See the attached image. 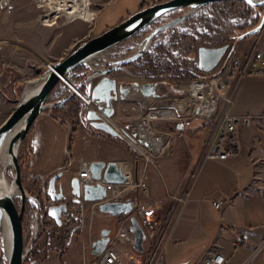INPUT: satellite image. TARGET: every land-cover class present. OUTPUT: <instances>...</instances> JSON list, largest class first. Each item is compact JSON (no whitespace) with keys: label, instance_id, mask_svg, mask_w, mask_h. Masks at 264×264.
<instances>
[{"label":"crops","instance_id":"0c3cea01","mask_svg":"<svg viewBox=\"0 0 264 264\" xmlns=\"http://www.w3.org/2000/svg\"><path fill=\"white\" fill-rule=\"evenodd\" d=\"M31 1L38 5L36 0ZM111 1L91 0L90 11L94 15L91 22L65 21L55 27L52 22L43 24L38 15L33 17L31 4L25 0H0V39L6 41L0 46V105L18 100L26 86L44 72L46 63L61 60L81 41L103 33L147 6L143 1L134 0L135 9H123L118 17L110 10L109 22L99 30L98 22L109 11ZM39 6L43 7L40 2ZM253 43L264 49V32H260ZM237 51L241 58L242 50L237 47L234 55ZM90 86L91 83L82 90V95H89ZM65 88L59 86L48 102L59 100L57 93ZM230 92L233 115L257 117L264 112V75L244 77L230 87ZM70 107L45 111L27 134L28 153L24 160L29 164L26 173L33 182V185L26 184L28 192L41 190L42 183L63 168L68 169L67 176H72L82 162H128V152L117 139L69 122L65 113ZM118 111L112 121L116 125V121L122 123ZM207 129L203 122L186 118L159 130L171 133L170 140L153 131L152 126L147 130L146 125H138L135 132L144 146L161 156L157 169L144 166L139 172L137 162H133L134 178L143 179L149 197L161 203L157 206L160 218L169 212L171 216L174 211L175 204L170 197L187 196V201L172 215L163 262L202 264L204 258L220 252L228 264H264V258L257 260L264 252V119L240 131V156L228 161L203 160L202 150L209 137ZM119 134L139 153L145 154L142 147L132 143L122 131ZM122 168L130 178V166ZM218 201L223 202V207L217 210L212 203ZM115 222V218L94 214L90 218L93 241L96 240L92 236V232L96 234L95 226L99 227L98 233L103 229L112 231ZM74 237L65 247L70 248ZM88 241L87 238V247ZM85 252L88 255L84 254L83 264L93 258L91 249L86 248Z\"/></svg>","mask_w":264,"mask_h":264},{"label":"water","instance_id":"95a60500","mask_svg":"<svg viewBox=\"0 0 264 264\" xmlns=\"http://www.w3.org/2000/svg\"><path fill=\"white\" fill-rule=\"evenodd\" d=\"M222 1L234 0H164L129 15L115 26L108 28L103 33L90 39L81 41L69 54L61 60L52 64L46 63V71L35 81L31 82L24 89L22 95L16 102V107L11 115L0 125V164L4 173H9V178L16 188L17 194L12 195L9 191H3L0 197V239L2 242V221L6 220L9 236L10 249L5 264H39L37 260L27 262L28 256L33 249L37 238L38 225L42 219L48 218L60 226V217L66 208L64 201L68 197L80 199L87 202H96L105 199L106 192L100 184L79 186L76 177L67 176L65 171L58 170L48 180L42 183L45 203H52L43 213L42 203L32 197L26 187L25 179L19 162V151L21 144L28 134L36 119L48 110H53L58 105H63L73 98L82 97L88 107L84 109L83 119L87 127L94 132L101 133L110 138L120 140L127 144L121 135L111 126L116 115L117 103H124L128 100L138 99L147 101L151 106L160 107L161 101L170 96H177L176 92L169 89L164 83L157 81L139 84L136 82L118 81L113 74L124 66L135 63L143 58L146 49L151 41L159 34L179 26L188 21L196 12L204 6ZM252 6L264 5V0H239ZM185 9L177 18L154 28L147 38L142 40L137 50L127 58L116 62L114 67L105 68L103 74L88 73L82 81L73 85L68 77L78 68L83 67L89 60L101 52L119 43H122L157 22L165 15ZM264 29V13L259 25L241 36L237 37L236 43L244 41L247 37L260 33ZM236 50L235 45L225 44L219 47L200 46L197 48V70L202 74L213 73L223 61H228ZM98 74V75H97ZM94 82L89 95H82V90ZM64 85L70 91L67 96L49 103V97L55 89ZM195 113L198 111L195 109ZM177 118H180L178 115ZM127 138L136 145H141L130 128L134 125L117 123ZM183 129L184 126L180 124ZM164 138L170 140L171 133L158 132ZM128 145V144H127ZM129 146V145H128ZM90 177L93 181L108 184H123L126 176L122 174L120 165L115 162H91L89 167ZM59 203L58 206L54 205ZM31 204L36 208L33 233L29 243L26 245L23 215L26 205ZM133 208V202H114L101 204L98 210L109 218L127 215ZM130 232L133 234V249L136 253L144 254L143 243L145 236L136 218L130 219ZM111 230L103 229L99 236L91 244V254L96 257L103 251L108 242Z\"/></svg>","mask_w":264,"mask_h":264},{"label":"built area","instance_id":"2783aa9c","mask_svg":"<svg viewBox=\"0 0 264 264\" xmlns=\"http://www.w3.org/2000/svg\"><path fill=\"white\" fill-rule=\"evenodd\" d=\"M42 1L43 0L37 1V4L39 5V2ZM42 9L43 13L42 15H39V17L45 16L46 14L44 8ZM91 14L92 18L89 22L93 20L94 15L93 13ZM50 16L52 24L56 26L57 19L64 18V15L62 14L55 16L51 14ZM65 21L69 22L66 19ZM131 39L132 38L129 40ZM4 44H6V41L0 39V46ZM117 45L116 49L113 46L89 60L88 63L85 64L88 68V73L92 72L93 74H96V72H98L100 75L103 74L105 68L114 67L116 62L131 56L137 50L140 43L131 40L129 45H125L123 42ZM148 49L149 47L146 49L145 53ZM218 69L220 70V73L211 80L224 77L225 82L215 87L217 97L212 112L208 116H201L207 119V128L209 130V137L202 150V158L205 161H228L231 159H237L241 153L239 140L240 131L242 129H249L257 120L264 119V112L257 117L249 115H233L231 113L232 96L230 92V87L240 79L248 76L264 75V50L254 47L250 53L245 56L243 61L232 56L228 61H223L216 70ZM118 73H120V75L114 76L118 81L136 82L139 84L156 81L154 80L156 77L134 75L127 66L120 68ZM124 78L126 80H123ZM95 81L96 79L91 83H94ZM202 81H206V78ZM81 99L83 98L80 97V100ZM82 103L85 108L88 107L86 101ZM123 104L124 103H117L116 112L117 109L125 110ZM195 115L200 116L198 113H195ZM119 165L122 166L129 164L121 163ZM89 167L90 163L88 162L80 163L78 171L73 172L72 177L78 179L80 188H82L83 185L100 184L105 189V199L96 202H87L82 198L76 199L68 197L67 200L63 202L66 210L61 214L60 226H57L53 220L46 218L48 223L51 222L50 224H52L54 229L62 232L63 235H66L69 244L75 235L79 236L84 252L86 248L91 249L93 239L90 236V218L94 214L100 213L98 207L105 203L132 201L133 208L130 213L115 217L116 222L114 224V229L110 233L104 251L99 256H93L88 264H164L163 251L168 240V231L172 215L180 205L187 201V196L181 194L170 197L169 200L175 204V208L172 215L169 217L170 219L168 218L162 221L159 219V213L157 211V206L161 205V203L152 200L149 197L147 183L143 179H135L131 168L130 178L126 177V181L123 184H108L93 181L90 177ZM28 168L29 164L24 160L21 163V169L23 170L22 173L25 183L33 185V182H31V179L26 173ZM62 170L65 171V173H69L68 169L63 168ZM42 189L44 190L41 185V190ZM41 190L39 189L37 192L29 191V193L32 197L37 199L39 193H42ZM44 197L42 196L41 200H43ZM50 205H52V203H47L45 205V213ZM54 205L58 206L59 203H55ZM212 206L218 210L223 207V202H213ZM132 217L136 218L145 236V241L143 243L144 254L142 255L136 253L133 249L134 237L129 230L130 219ZM86 238L90 239V241H88V247L85 244ZM59 253L60 250H58L56 256ZM202 264H228V262L223 254L215 252L204 258Z\"/></svg>","mask_w":264,"mask_h":264},{"label":"rangeland","instance_id":"374dc122","mask_svg":"<svg viewBox=\"0 0 264 264\" xmlns=\"http://www.w3.org/2000/svg\"><path fill=\"white\" fill-rule=\"evenodd\" d=\"M25 1L28 2L29 4H31L30 5L31 10L30 11H31V14L33 15V17H37V15L38 16L42 15V13H43L42 8L43 7L41 8V6L34 4L31 0H25ZM37 1H40V0H37ZM88 1L90 3L88 9H90L91 0H88ZM142 1L147 6H149V5H152L154 3L160 2L161 0H140V3ZM135 5H136V2L134 0H112L110 2V4L108 5V7L110 8L109 11H106L104 16H102L100 21L98 22L99 24L97 23L99 25V30L103 27V25H105L109 22L108 21V14H109L108 12H110V10H114V14H115L114 16L118 17L119 15H122L123 9H126V11H133V9H135L134 8ZM47 12H49V11L47 10ZM89 12L91 14L90 10H89ZM175 12H172V13L165 15L164 17L159 19L157 22L153 23L152 25L148 26L144 30H142L139 33H137L136 35H134L131 40L135 41L136 43L137 42L141 43L142 40H144L145 38L148 37V35L151 33V31L154 28H156L162 24H165V23L169 22L170 20L177 18L179 15L182 14V13L180 14V13H175ZM198 12H196L185 23H183L179 26H176L172 29H169V30L159 34L157 37H155L151 41L149 49L144 54V56L146 54L150 53L151 51H153L158 45H165V46L171 47L172 44L174 43V44H176V47L172 49L173 59L178 64L183 65L184 67H186L188 69L192 70L195 67L197 68V54H196L197 48L200 46L212 47V46H209L207 44H204L202 39H201L202 34L205 32V28L200 23L199 17L198 18L196 17ZM91 16H92V14H91ZM123 17H126V15L123 14ZM126 18H124V19H126ZM56 22H57V24L60 25L63 22H65V18L62 17L60 19H57ZM117 23H120V22H117ZM54 26L56 27V25H54ZM261 32L263 33L264 29ZM256 38L248 39V40L246 38L244 41L236 43V48L238 47L240 49V51L242 50L243 56H241V58H240L238 51L236 52L235 55L233 54V56L236 58L238 57L239 60L243 61L245 59V56L247 54H249L250 51L254 47L259 48V47H257V45H254V43H253ZM131 40L128 39V40L124 41L123 44L129 45ZM229 44H231V43H229ZM117 46L118 45H115L114 48L116 49ZM137 66H138V63L135 62V63H132V65L130 67L129 66H127V67L134 75L150 76L148 74H145L141 70H139L137 68ZM82 68H83V70L81 71V73H84L86 75L88 73V68L86 67V65H84ZM45 71H46V68H45L44 72ZM219 73H220V70L218 69L212 74H208V75L205 74L204 77L206 78V81L198 80V81L190 82V81H186V80H182V79H175L172 76L155 78L154 80H156L157 82H160V83H164L171 90H176V89H178V87H176L175 85H178V84L182 85L185 83L212 82L213 80H211V79H214ZM115 74L120 75L118 72ZM116 75L113 74V76H116ZM151 76L155 77L153 75H151ZM123 80H126V79L124 78ZM61 86H63V85H60V87ZM58 88H59V86H58ZM176 94H177V96L168 95L167 98L162 99L161 105H159L160 107H155V105H156L155 103L151 106L150 104L147 103V101L142 102V100L138 99V96H137V98H135V99L128 100L127 102H124L123 106H124L125 110L119 109L118 114H117L118 119L120 118L122 120V123H124V125H126V124H131L135 121H139L140 119H146L147 115H149L150 113H155V112L163 111V110L164 111H173L176 113L177 116L178 115L180 116V118L176 117L175 119H172V120L152 119V120L148 121L149 125L152 126L154 128V130L157 132H161L159 130H161L164 125H171L172 126L174 124V122H177V120H182V119H186V118L187 119H189V118L194 119L197 122H206L207 121L206 118L195 115L196 106L194 104L185 105L184 110L179 112L178 109L183 105V103H181V102L184 101V98H186V97H185L184 92H182L181 94L180 93H176ZM16 102H17V99L16 100L14 99L13 103H11V104L4 105V106L0 105V125L5 120H7V118L11 115V113L13 112V110L16 107ZM217 103H219V102H217ZM69 114H70V112H69ZM69 114H68V112H66L65 117L68 118L69 122L71 121L73 124L74 121L72 120L71 117H68ZM116 123H119V122L116 121ZM110 124L114 129H116V130L120 129L117 125H114L113 123H110ZM136 124H140V123H135L130 128L134 133L137 132L138 126ZM117 141H119L120 144L127 150V152H128V154H127V158H128L127 161L128 162L127 163L129 164L130 168L133 170V173L135 172L134 171L135 166H133L134 161L137 162L136 168H137V171H139V172L142 171L144 166H145L144 168H146V169L148 166H153L156 169L158 168L157 160L159 158H161V156H156L155 154H153V152L150 149H148L146 146H144V144H141L140 146L144 150L145 155H141V154L136 153L130 146H128L124 142H122L120 140H117ZM27 147H28V140H26V142H24L22 144L20 151H19L20 166H21V163L24 161V158L26 157V155L28 153ZM147 157H149L151 160H149ZM141 166H142V168H141ZM139 172H137V174H139ZM6 177H7V184H8L7 190L10 191L13 194V196H15L14 191H16V188L13 185L12 181L9 179V178H11L10 174L6 173ZM44 200H45V197H44L43 201ZM46 204L47 203H45V205ZM169 215H170V212L166 216H164V214H163V216H161V218L159 216V219L164 221L170 217ZM35 216H36V208H35V213L33 215V218L32 219L29 218L27 220L26 227L24 226L26 245L29 243L31 236H32V233H33ZM42 220L45 222L44 223L45 226H43V223L42 224L39 223L37 238H36V241H35L33 249H32L35 252H37V257H38L37 261L39 262V264H83L84 254H86L85 257H87L88 254H87V252H85V253L83 252L80 237L79 236L74 237V241L72 242L70 248L67 249V251L65 252L64 258L62 260H60L58 255L56 256V253L58 252V250L63 249L62 244L64 242L62 240H64L65 238H64L62 232H59L56 229H54L52 224H50L51 222L49 221L50 223H48V220H46L45 217ZM111 227L113 230L114 226H111ZM98 230H99V227L95 226V229L93 231H95L96 234L94 235V232H92V236L95 237L96 239L99 236ZM86 241H87V238L85 239V244H86ZM2 247H3V244H2L1 239H0V251H1L0 256L2 257L3 264H5V257H4L3 252H2ZM3 251H4V249H3ZM263 256H264V252L261 255H259L257 260L264 258ZM50 257H52V259H50ZM45 258H47L46 259L47 261L45 263H43L42 261L45 260ZM0 262H1V260H0ZM88 263L89 262H87L86 264H88Z\"/></svg>","mask_w":264,"mask_h":264},{"label":"trees","instance_id":"16d2710c","mask_svg":"<svg viewBox=\"0 0 264 264\" xmlns=\"http://www.w3.org/2000/svg\"><path fill=\"white\" fill-rule=\"evenodd\" d=\"M164 1V0H161ZM185 9L176 11L175 13H183ZM264 13V5L252 6L244 1H222L215 2L204 6L196 15L199 17L200 23L204 26L205 32L202 34L201 39L204 44L212 47H219L225 44L231 43L236 46L237 37L242 34L256 28L261 20ZM259 33L253 34L248 39L256 38ZM176 47V44H172L171 47L165 45H158L153 51L146 54L141 60L137 61V68L148 75H153L156 78L170 77L175 79H182L190 82L203 80L205 74L200 73L197 68L188 69L183 65L178 64L172 56V49ZM129 64L128 66H131ZM82 67L76 69L69 77L68 80L73 85L79 84L82 79L86 76L81 73ZM94 84V83H93ZM91 83L90 90L93 86ZM57 89H59L57 87ZM56 89V90H57ZM89 90V92H90ZM60 92V91H58ZM70 91L65 88L60 93H57L58 98L61 99L67 96ZM76 101V102H75ZM67 106L70 107V114L74 121L73 124L76 126H84L88 130L93 131L87 127L84 123V105L79 103L78 98H73L71 101L58 105L55 109H64ZM207 122H203V126H207ZM27 135L24 138L22 144L26 142ZM21 144V146H22ZM21 148V147H20ZM35 213V207L31 204L26 205V209L23 215V224L26 227L27 220L33 218ZM67 244V240L62 244L63 248ZM1 255V251H0ZM37 252L32 250L27 260L36 258ZM0 264H3L2 257L0 256Z\"/></svg>","mask_w":264,"mask_h":264},{"label":"bare ground","instance_id":"6f19581e","mask_svg":"<svg viewBox=\"0 0 264 264\" xmlns=\"http://www.w3.org/2000/svg\"><path fill=\"white\" fill-rule=\"evenodd\" d=\"M40 4L43 5V8L45 9V16H41L40 20L43 22V24H49L52 22V19H50V15L53 16L62 14L64 15V18L71 22L75 19L84 20L85 22H89L92 18L90 12H89V1L88 0H43L40 2ZM47 10L49 12H47ZM50 19V20H49ZM88 63V62H87ZM225 82V78L222 77L220 79H215L212 82H202V83H185V84H178L175 85L178 87V89L173 90L176 93H185L183 105L178 109V111H183L185 105H191L194 104L196 106V109L198 111V114L200 116H208L215 105V99L217 97V93L215 91V87L219 84ZM174 85V84H173ZM135 98H137V95H134ZM142 102H145V100H142ZM180 103V104H181ZM177 117L176 113L173 111H158L155 113H150L147 115L146 119H140L139 121L133 122L140 123L136 124L138 125H146L147 130H149V123L148 121L152 119H159V120H172ZM112 123V122H111ZM114 124V123H113ZM116 125V124H114ZM119 127V126H118ZM153 128V127H152ZM138 129V127H137ZM153 131L154 128H153ZM117 132H121V129L117 130ZM157 132V131H155ZM158 133V132H157ZM136 153L145 155L142 153H139L133 146H131L127 141H125ZM157 153V152H156ZM155 154V153H153ZM156 155V154H155ZM149 160H151L149 157H147ZM123 166H120V169L122 171V174L126 177H128V173H126L123 170ZM129 165H127L128 167ZM7 177L4 171L2 170L1 164H0V197H2L3 191L7 190ZM10 187V186H9ZM12 188V187H11ZM10 192V191H9ZM15 195L17 194V191H14ZM13 195V194H12ZM2 244L4 249V254L6 258L9 254L10 249V236H9V230L7 226L6 220L2 221Z\"/></svg>","mask_w":264,"mask_h":264},{"label":"flooded vegetation","instance_id":"af4514ba","mask_svg":"<svg viewBox=\"0 0 264 264\" xmlns=\"http://www.w3.org/2000/svg\"><path fill=\"white\" fill-rule=\"evenodd\" d=\"M42 196L44 197V195H43V193H39V196H38V198H37V200L39 201V202H41L42 203V206H43V208L45 209V204H44V201L43 200H41L42 199ZM44 209H43V213H45L44 212ZM44 221H43V226H45L44 225ZM43 230V229H42ZM64 236V240H62L63 242H65L66 240H68V237L66 236V235H63ZM64 250V251H63ZM67 251V247H64L62 250H60V253L58 254V257H62L63 256V253L65 254V252ZM32 260H38V257H36V258H31L30 260H28L27 262H30V261H32Z\"/></svg>","mask_w":264,"mask_h":264}]
</instances>
